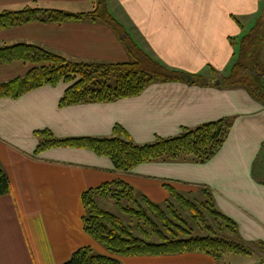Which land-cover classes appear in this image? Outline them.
Returning <instances> with one entry per match:
<instances>
[{"label":"crops","instance_id":"obj_1","mask_svg":"<svg viewBox=\"0 0 264 264\" xmlns=\"http://www.w3.org/2000/svg\"><path fill=\"white\" fill-rule=\"evenodd\" d=\"M259 3L107 0L110 13L139 48L190 78L202 76L206 85L156 82L135 97L67 107L60 106L69 87L64 82L18 99L0 98V163L12 187L10 194L0 197V264H64L81 248L102 251L84 230L82 194L115 180L132 185L151 200L156 197L157 203L169 197L165 184L190 195L208 189L217 209L238 225V237L231 235L234 240L264 251V165L261 176L254 170L264 158V104L242 88L216 85L237 59L245 25L258 15ZM26 8L81 14L93 11L95 3L0 0V14ZM17 44L36 45L81 63L134 61L124 37L102 21L89 19L35 21L0 31V47ZM37 67L25 62L0 65V82ZM224 118L234 120L230 134L203 164L151 162L122 173L108 157L88 149L55 147L35 154L41 141L36 131L50 130L57 139L108 138L121 126L136 144L144 145ZM187 256L198 258L191 264H220L223 258L202 253L157 258ZM142 258L152 259H132Z\"/></svg>","mask_w":264,"mask_h":264},{"label":"trees","instance_id":"obj_2","mask_svg":"<svg viewBox=\"0 0 264 264\" xmlns=\"http://www.w3.org/2000/svg\"><path fill=\"white\" fill-rule=\"evenodd\" d=\"M95 9L88 13L70 14L59 10L43 11L26 8L0 14V31L30 22L61 23L89 19L102 21L124 37L131 62L81 63L47 51L32 44L0 47V65L25 62L39 65L24 76L0 82V98L18 99L24 94L44 87L71 84L60 101L61 107L111 103L140 95L156 82H187L206 85L202 76L189 77L171 69L139 48L129 37L125 27L109 11L107 0H91ZM261 24L240 39L237 59L218 80L225 88H242L264 104V63L259 52L264 48ZM219 79V78H216ZM216 81V82H218ZM232 118L184 128L180 134L157 138L153 143L139 145L121 126H116L108 138L57 139L50 130L36 131L41 140L35 154L55 147L88 149L99 156L108 157L115 170L129 173L144 163L190 161L203 164L210 161L222 148L233 127ZM167 200L157 203L132 185L115 180L90 189L82 194L85 209L84 230L108 254L84 247L64 264H123L122 257H164L189 253H202L219 260L222 256L250 254L246 246L222 230L238 237V225L216 207L210 190L200 189L202 199L189 197L171 185H164ZM12 192L11 183L0 163V197ZM99 199H110L128 222L99 205ZM183 211L189 212L192 223ZM210 222V223H209ZM211 222L218 226L216 231ZM207 234L196 232V228Z\"/></svg>","mask_w":264,"mask_h":264},{"label":"rangeland","instance_id":"obj_3","mask_svg":"<svg viewBox=\"0 0 264 264\" xmlns=\"http://www.w3.org/2000/svg\"><path fill=\"white\" fill-rule=\"evenodd\" d=\"M260 7L258 6V15L257 16H251V18L247 21L245 28H247V33L246 35H249L251 33V30H253V28H255L256 26L261 24V28H262V32L264 34V0H260ZM259 58L264 62V48L263 50H261L259 53ZM39 66V65H38ZM68 86H71V84H68ZM264 165V158H260L254 167L255 170V174L259 177L261 176L263 169L262 166ZM200 191H198L197 193H194L193 195L190 194H186L189 197H198V199H202V196L200 195ZM159 196V195H156ZM155 199L153 200L154 202H158L156 199V197H154ZM109 202L110 203V207H106L104 206L105 202ZM99 205L114 213L117 214V216H119L120 218H122V220L124 222H128L129 217L122 214L121 212H119V210L116 208L114 202H112L109 199H103V200H99ZM183 214L185 215V217L192 223V226L195 228L196 224L192 222L191 219V215L189 214V212H184ZM210 223V222H209ZM214 229L216 231H218V225L215 222H211ZM196 232L197 233H202V234H207V230L202 229L201 227H199V229L196 228ZM223 234H227L230 236L231 239H234L231 234L229 232H226L224 229L222 230ZM100 245V244H99ZM246 246V245H245ZM100 247L102 248V251H97L99 253H103V254H108L107 251L105 250V248L100 245ZM249 249L250 254L248 255H242V254H233V253H229L227 255H224L223 258L220 260V264H264V251H259L256 247H252V246H246ZM135 257H122L120 258L123 264H191L193 261H196L198 258L194 257V256H187L184 258H175V259H160L157 257H151L152 259H132ZM139 258V257H137ZM132 259V260H130Z\"/></svg>","mask_w":264,"mask_h":264},{"label":"water","instance_id":"obj_4","mask_svg":"<svg viewBox=\"0 0 264 264\" xmlns=\"http://www.w3.org/2000/svg\"><path fill=\"white\" fill-rule=\"evenodd\" d=\"M216 85H220V82L218 81V82H216Z\"/></svg>","mask_w":264,"mask_h":264}]
</instances>
